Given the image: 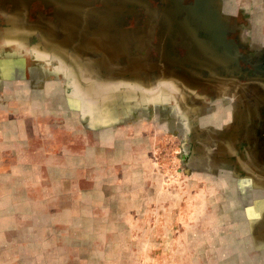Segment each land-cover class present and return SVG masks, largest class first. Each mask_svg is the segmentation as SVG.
I'll return each instance as SVG.
<instances>
[{"label":"rangeland","instance_id":"rangeland-1","mask_svg":"<svg viewBox=\"0 0 264 264\" xmlns=\"http://www.w3.org/2000/svg\"><path fill=\"white\" fill-rule=\"evenodd\" d=\"M118 1L0 0V264H264V81ZM209 1L191 61L264 71V0Z\"/></svg>","mask_w":264,"mask_h":264},{"label":"flooded vegetation","instance_id":"flooded-vegetation-1","mask_svg":"<svg viewBox=\"0 0 264 264\" xmlns=\"http://www.w3.org/2000/svg\"><path fill=\"white\" fill-rule=\"evenodd\" d=\"M80 3L81 0H76ZM129 1H133L139 5H145L149 0H119L122 6H125ZM167 5L161 10V15H159L162 21L163 28H167L165 24L168 25L170 29V46L174 41V45L177 40L183 44L186 50L185 58L178 59L173 57L170 62L174 67L182 68L183 70L192 71L193 67H204L206 77L224 79L228 77H233L235 79H246L251 82H262L264 81V71L263 69H257V66L246 67L241 65L240 59H236V62L226 64L227 60H222V69L213 68L214 66H209L206 68L205 63L202 65L199 63H194L191 61L194 56L205 55H221L224 56L226 51H230L227 48L229 46L226 39L229 36L223 28L222 23L218 20L210 19L208 15V6L210 5L209 0H164ZM111 2V1H110ZM162 2L159 0L158 3ZM149 8H153V5H149ZM210 21H214L216 24H212ZM231 32V31H230ZM188 33L197 43L195 50L191 47L190 38H188ZM235 48V47H234ZM170 52V47H169ZM235 50V49H234ZM227 51V52H228ZM236 51V50H235ZM240 51V49H239ZM237 55V53L235 52ZM241 55V52H240ZM193 56V57H192Z\"/></svg>","mask_w":264,"mask_h":264}]
</instances>
